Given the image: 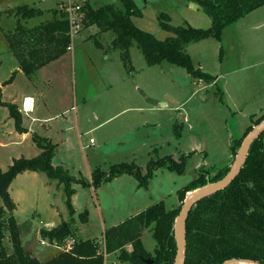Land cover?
<instances>
[{
	"label": "rangeland",
	"instance_id": "rangeland-1",
	"mask_svg": "<svg viewBox=\"0 0 264 264\" xmlns=\"http://www.w3.org/2000/svg\"><path fill=\"white\" fill-rule=\"evenodd\" d=\"M62 1L0 0L1 98L4 102L19 100L21 103L26 93L36 96L34 85L41 89L40 92H45V96L36 101L39 103L36 111L21 112L22 125L40 127V132L45 124L63 134L66 141L59 143L53 164L60 163L76 178L89 180L96 167L108 169L114 163L133 161L145 172L150 158L188 155L183 174L158 168L153 172L148 187H139L136 179L128 174L105 182L96 189L91 185H76L73 206L77 212L78 234L83 238L100 237L98 239L103 241L105 228L151 204L163 200L168 209L179 206L177 190L190 182L202 168L232 161L231 139L243 137L247 129L264 115V5L225 26L221 40L208 37L189 45L188 52L194 64L215 75L216 81L213 82L198 80L183 67L167 61L147 66L136 46L131 47L132 64L136 69L143 68L129 73L123 61L122 68L116 64L118 50L106 59L96 45L97 40L103 42L106 35L111 39L113 34H99L95 26L88 27L82 23L79 28H74L72 35L71 43L75 48L68 49L64 57L33 76L18 71V62L5 37L17 25L16 8L26 4L43 10L45 13L41 16L21 18V23L34 26L51 19V12L59 9ZM72 1L81 5L89 2L92 7H97L115 0ZM148 1L150 4L143 8L142 15L133 19L138 27L158 38L171 34L160 28L157 19L160 12L168 14L173 25L185 22L181 19L183 14L192 26L206 28L210 24V18L192 1ZM103 45L107 48L103 46V51L116 50L104 42ZM110 62H115L114 68H110ZM122 69L123 77L115 82ZM11 76L12 80L4 83ZM34 115L37 118H33ZM64 115L69 120L61 126ZM44 116L55 117L47 122L41 119ZM99 123L95 130L85 134L88 126ZM78 130L84 132H81V137H78ZM90 138L93 144H89ZM38 150L32 133L23 137L22 132L16 130L8 108L1 104L0 170L5 171L13 158H30ZM21 188L23 194L18 199L20 206L16 220L20 237L24 238L22 246L26 245L25 242L31 243V248L40 257L57 254L58 249L54 245L39 240L38 232L51 224L52 211L45 212L44 209L50 207V196L46 197L40 184L32 177H26ZM52 193V203H58L67 218L62 191L54 188ZM83 213L88 217L85 224H81ZM142 240L146 249L153 252L155 242L146 229ZM3 245L9 252L13 250L8 231H5ZM117 253L108 258L106 264L121 263Z\"/></svg>",
	"mask_w": 264,
	"mask_h": 264
},
{
	"label": "trees",
	"instance_id": "trees-1",
	"mask_svg": "<svg viewBox=\"0 0 264 264\" xmlns=\"http://www.w3.org/2000/svg\"><path fill=\"white\" fill-rule=\"evenodd\" d=\"M185 1L196 3L204 11L210 18L208 27H196L187 22L173 25L169 15L160 12L157 15L160 28L171 34L163 39L158 38L133 22L132 16L142 15L134 0H115L97 7L84 2L81 5V23L84 26L95 25L99 34H113L108 47L119 50L129 73L136 72L131 60V47L136 46L143 54L147 66L167 61L183 67L198 80L216 81L215 75L194 64L187 47L208 37L221 40L225 26L264 5V0ZM42 14L43 10L38 7L26 4L18 6L17 25L5 34L19 68L28 76L65 54L72 42L69 20L62 8L54 9L51 19L34 26H26L20 21L21 18L28 19ZM96 42L99 44L98 40ZM12 78L4 83L10 82ZM1 104L8 108L16 130L26 131L17 104L4 102L0 91ZM263 118L264 115L255 124ZM251 128L247 129L245 135ZM245 135L231 139L232 161L202 168L190 182L177 190L179 206L168 209L165 202L160 200L120 223L105 228L102 232V250L95 238H83L78 234L79 227L74 216L76 211L72 203V195L75 193L73 184L91 185L96 189L105 182L128 174L136 179L139 187H148L153 172L158 168L183 174L188 155L150 158L145 172L133 161L114 163L108 169L96 167L87 180L76 178L62 165H54L52 158L56 143L33 133V142L40 152L30 158H13L5 171L0 170V264H104V253L116 252L121 262L119 264H175L174 222L187 192L224 177ZM26 170L44 174L49 182L55 181L56 187L64 195L63 203L68 212V217L61 219L56 226L40 229L41 237L49 243L62 245L66 239H73L69 249L58 252L46 261H40L22 246L14 215L16 203L9 193L12 180ZM81 221H87L85 214ZM144 229L151 233L155 242L153 252L146 249L142 240ZM5 231L9 233L13 249L11 252L3 245ZM185 239V264H220L231 258H248L264 264V131L252 142L238 175L226 187L200 199L192 207L186 220ZM146 258L152 259V262H146Z\"/></svg>",
	"mask_w": 264,
	"mask_h": 264
},
{
	"label": "crops",
	"instance_id": "crops-1",
	"mask_svg": "<svg viewBox=\"0 0 264 264\" xmlns=\"http://www.w3.org/2000/svg\"><path fill=\"white\" fill-rule=\"evenodd\" d=\"M135 1V3H136V5L141 9V11L143 10V8L144 7H146L148 4H150V1H148V0H134ZM138 1H139V3H138ZM188 2V1H187ZM190 2V1H189ZM101 4H103V3H101ZM197 5V4H196ZM196 5L194 6V5H192L193 7H195V8H197L196 7ZM34 6V5H33ZM198 6V5H197ZM35 7H37V6H35ZM43 13H45V12H43ZM143 13V12H142ZM51 17H52V12H51ZM135 16H132V20H133V22H134V18ZM199 17H201V16H199ZM202 18V17H201ZM181 19H184V21L185 22H187V23H189V24H191L189 21H188V19L186 18V16L183 14L182 16H181ZM183 21V20H182ZM183 21V22H184ZM205 21H206V19H205ZM184 22V23H185ZM135 23V22H134ZM183 23V24H184ZM210 25V24H209ZM91 26H95V25H90V26H88V27H91ZM96 27V26H95ZM97 28V27H96ZM97 30H98V28H97ZM109 33H111V32H107V33H103V34H109ZM107 37H106V39H105V41H103L104 43H106L107 44V46L110 44V42H111V40H112V38H113V36H111V39L109 38V36L108 35H106ZM81 38H79V40H80ZM99 41V40H98ZM103 42L102 41H99V44H97V42H96V45L100 48V50H102V52H103V54H104V56H105V58L106 59H110L111 57H110V55H111V53L112 54H114L115 52H117V49L116 50H112V51H108V50H105V51H103L104 50V45H103ZM74 44H75V41H74ZM191 45V44H190ZM104 46V47H103ZM189 47V46H188ZM188 47H187V50H188ZM75 48V45H73V47H72V49H70V50H73ZM106 48V47H105ZM107 49V48H106ZM69 51V50H68ZM67 51V52H68ZM67 52L65 53V54H63L61 57H59V58H57V59H55V60H53V61H51V62H49V63H47L46 65H44V66H42V67H40L36 72H40V70H43L44 68H46L47 66H49L51 63H54L55 61H57V60H59V59H61L62 57H64L66 54H67ZM118 52H119V50H118ZM116 53V56H117V59H118V61L116 62V64H120V67L122 68V59H121V57H120V52L119 53ZM105 59V60H106ZM131 60H132V58H131ZM121 62V63H120ZM111 64H112V67H110V68H114V63L115 62H110ZM117 66V65H116ZM200 67V66H199ZM140 68H143V66H140L138 69H136V67H135V69H136V71H138ZM18 71H21V69L19 68L18 69ZM22 72V71H21ZM124 71H123V69H122V72H121V75L120 76H118L114 81L115 82H117L119 79H120V77H123V75H124V73H123ZM35 74V73H34ZM33 74V75H34ZM32 75V76H33ZM48 79V78H47ZM34 88L36 89V96H34V94L33 93H26V94H24L23 96H22V102L20 103V101L19 100H15V101H12V102H15L16 104H17V106H18V108H19V110L24 114L25 112H30V111H32V110H34V111H36V106L37 105H39V103H37L36 101H39V100H41L42 98H43V96H45V92H40L41 91V89H39V87L38 86H36V85H34ZM30 98L31 100H32V102H31V104H30V106L26 109V107H25V105H24V100H25V98ZM18 99V98H17ZM71 108L73 109L74 108V110H76V107L75 106H71ZM54 117L55 116H44L43 118H41V119H43L44 121H47V122H49V121H51L52 119H54ZM33 118H37L35 115H34V117ZM63 120H61V126H65V124H67V122H68V118L64 115L63 117ZM100 124L101 123H99V124H97V125H95V126H88L87 127V129H85V125H84V128L83 129H85L84 130V132H85V134H89L91 131H93V130H95L98 126H100ZM24 128H26V131H24V132H22V136L23 137H27V136H29V135H31V133L33 134V133H35V134H38V135H40V136H45V137H47V138H49L53 143H56V150H55V153H54V155H53V158H52V163H53V159L55 158V156H56V151H57V149L59 148V143L61 142V143H64L66 140H65V137H63V134H60L59 132L57 133L53 128H51L50 126H47V125H45V124H43V126H42V130L39 132L38 130L40 129V127H35V126H33V127H31V128H27V127H25L24 126ZM66 128H68V127H66ZM63 129V128H62ZM79 132H78V134H79V136L78 137H81V135H82V133H84L83 131H80V130H78ZM64 132V131H63ZM82 132V133H81ZM37 148H38V146H37ZM39 149V148H38ZM39 152H40V149L38 150ZM38 151H36V152H34L35 154L34 155H36V154H38L39 152ZM32 153V152H31ZM28 155H30V154H28ZM32 155V154H31ZM29 157H31V156H29ZM55 165H60V163L59 164H55ZM26 177H32V178H34L35 180H36V182L37 183H39L40 184V187L42 188V190L45 192V194H46V197H48V196H50V207H46V208H44L45 209V212H46V210H49V211H52V220H51V224H50V226H48V227H42V228H46V229H49V228H51V227H54V226H56L58 223H60V221H61V219H63V218H65L66 219V214H64V211L62 210V208L61 207H58V203H56V204H54V203H52V199L54 198V194L52 193V189H58V192H61V189L60 188H57L56 187V185H55V181H53V182H49L48 181V179H47V177L44 175V174H42V173H38V172H35V171H30V170H26V171H23V172H21V173H19L13 180H12V182H11V184H10V186H9V193H10V195H11V197H12V199L14 200V202L16 203V208L14 209V215H15V218H16V213H17V209L19 208V197H20V199L22 198L21 196H22V194H23V190H22V188H21V185H22V183H23V181L26 179ZM78 183H74L73 184V187L75 188V193L72 195V203H73V205H74V201H75V196H76V194H77V187H76V185H77ZM48 195V196H47ZM62 201H64V196H63V198H62ZM75 208V207H74ZM75 211H76V209H75ZM75 213H77V212H75ZM75 216V215H74ZM87 221H88V217H87ZM86 221V222H87ZM86 222H82L81 224H85ZM78 227H79V225H78ZM41 229V228H40ZM40 229H39V240L42 242V243H45V244H49V245H54V247H56V249H58V252H60V251H62V250H65L62 246L65 244V243H67V242H71L72 241V239L71 238H68V239H66V241H65V243L64 244H62V246L61 245H58V244H56V243H49L46 239H43L42 237H41V235H40ZM21 238V242H22V244H23V241H24V238H22V236L20 237ZM90 238H95L96 239V241H98L100 244H102V250H103V241H100L98 238H100V237H94V236H91ZM25 246H23V247H25V249L26 248H28V249H26V250H28L29 252H31L33 255H35L40 261H46V260H48V259H50L51 257H53L54 255H56V253L54 252L53 254H49L48 256H45V257H40L39 255H37L36 254V252H35V250H33L34 248H31V243H26L25 242ZM113 256H115L114 255V253H104V261H105V263L104 264H106L107 263V259L108 258H112ZM46 257H48V258H46ZM115 263V262H114Z\"/></svg>",
	"mask_w": 264,
	"mask_h": 264
},
{
	"label": "water",
	"instance_id": "water-1",
	"mask_svg": "<svg viewBox=\"0 0 264 264\" xmlns=\"http://www.w3.org/2000/svg\"><path fill=\"white\" fill-rule=\"evenodd\" d=\"M264 131V118L257 124H255L251 130L243 138L240 147L237 150V154L232 163L231 168L221 179L207 183L204 186L195 188L187 192L182 206L174 222V238L176 243V255L175 264H185L186 255V239H185V225L188 214L197 201L203 199L221 189L226 187L240 172L249 148L254 140ZM146 262L151 263L152 259L146 258ZM220 264H262L257 260L248 258H231L223 261Z\"/></svg>",
	"mask_w": 264,
	"mask_h": 264
},
{
	"label": "built area",
	"instance_id": "built-area-1",
	"mask_svg": "<svg viewBox=\"0 0 264 264\" xmlns=\"http://www.w3.org/2000/svg\"><path fill=\"white\" fill-rule=\"evenodd\" d=\"M63 4H61L60 8L63 9V11L66 12L68 20H69V24H70V34L71 37L73 35V32L75 31L74 28H79L81 25V4L77 3V2H73L72 0H63L62 1ZM72 48V43L71 45L68 47V49ZM24 105H25V100H24ZM26 107V106H25ZM27 109V107H26ZM89 144H93V139L90 138L89 139ZM73 243V239L71 242H67L65 243L62 247L64 249H69L71 247V244Z\"/></svg>",
	"mask_w": 264,
	"mask_h": 264
},
{
	"label": "bare ground",
	"instance_id": "bare-ground-1",
	"mask_svg": "<svg viewBox=\"0 0 264 264\" xmlns=\"http://www.w3.org/2000/svg\"><path fill=\"white\" fill-rule=\"evenodd\" d=\"M32 100L30 98H25V106L28 108L31 104Z\"/></svg>",
	"mask_w": 264,
	"mask_h": 264
}]
</instances>
